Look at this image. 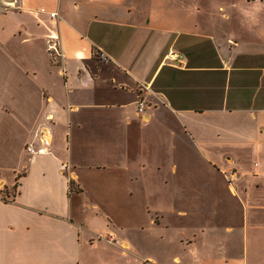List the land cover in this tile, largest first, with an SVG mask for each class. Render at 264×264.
I'll return each instance as SVG.
<instances>
[{
  "label": "crops",
  "instance_id": "1",
  "mask_svg": "<svg viewBox=\"0 0 264 264\" xmlns=\"http://www.w3.org/2000/svg\"><path fill=\"white\" fill-rule=\"evenodd\" d=\"M0 264H264V0H0Z\"/></svg>",
  "mask_w": 264,
  "mask_h": 264
},
{
  "label": "built area",
  "instance_id": "2",
  "mask_svg": "<svg viewBox=\"0 0 264 264\" xmlns=\"http://www.w3.org/2000/svg\"><path fill=\"white\" fill-rule=\"evenodd\" d=\"M54 15L55 14H52V16H54ZM52 49L58 50L57 44L52 45ZM167 58H169L171 60H176V59H178V55L174 51H169V53L167 54ZM139 108H140L139 109L140 111H143V109H144V103L143 102H140L139 103ZM28 151L29 152H35L36 151V149H35V147H34L33 144L28 145ZM42 151L43 150H39V152H42ZM230 181L231 182L234 181V177H231L230 178ZM108 240L110 242H112V243H118L119 242L113 235H110V237L108 238Z\"/></svg>",
  "mask_w": 264,
  "mask_h": 264
}]
</instances>
